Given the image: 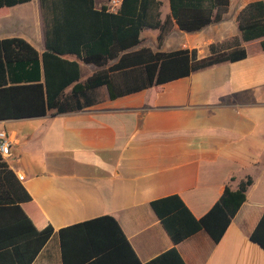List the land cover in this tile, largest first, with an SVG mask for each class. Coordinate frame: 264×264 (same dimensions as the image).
Instances as JSON below:
<instances>
[{
    "label": "crops",
    "instance_id": "1",
    "mask_svg": "<svg viewBox=\"0 0 264 264\" xmlns=\"http://www.w3.org/2000/svg\"><path fill=\"white\" fill-rule=\"evenodd\" d=\"M160 1L162 20L169 7ZM252 1L228 0L218 22L196 31L173 24L158 46L157 29L143 28L132 47L201 58L211 45L222 51L237 43L246 53L240 59L114 99L100 85L77 110L0 119L11 141L2 158L30 197L19 203L31 221L40 214L52 229L30 264H62L58 229L101 215L116 220L140 263L174 247L184 264H264V250L249 239L264 209V49L260 39L242 41L236 23ZM102 5L110 10L107 0H93L94 9ZM12 37L42 52L38 0L0 8V39ZM76 62L80 82L102 68ZM247 176L244 200L216 243L200 229L173 244L149 205L176 194L198 218L224 186L234 189ZM76 254L67 264H79ZM130 262L126 252L93 264Z\"/></svg>",
    "mask_w": 264,
    "mask_h": 264
},
{
    "label": "trees",
    "instance_id": "2",
    "mask_svg": "<svg viewBox=\"0 0 264 264\" xmlns=\"http://www.w3.org/2000/svg\"><path fill=\"white\" fill-rule=\"evenodd\" d=\"M24 1L0 0V8ZM38 2L43 38L40 54L21 38L0 39V119L77 110L100 85L105 86L108 98L114 99L246 54L237 43L222 51L211 45L210 54L201 58H194L186 49H132L143 28L157 29L158 46L173 24L190 32L218 22L228 0H167L169 13L162 20L160 0H120L113 11L106 5L94 9L93 0ZM236 23L242 41L260 39L264 49V0L247 3L236 15ZM76 59L102 68L80 82ZM111 60L114 62L106 66ZM250 183L247 176L234 189L224 186L218 199L198 218L176 194L151 200L149 205L173 244L200 229L216 243ZM29 199L0 156V264H30L51 235L50 225L40 214L41 220L33 222L22 209L19 202ZM58 237L62 264H67L71 252L77 253L79 264L97 263L100 256L126 252L129 264H184L174 247L140 263L111 215L62 227ZM249 239L264 250V209Z\"/></svg>",
    "mask_w": 264,
    "mask_h": 264
},
{
    "label": "built area",
    "instance_id": "3",
    "mask_svg": "<svg viewBox=\"0 0 264 264\" xmlns=\"http://www.w3.org/2000/svg\"><path fill=\"white\" fill-rule=\"evenodd\" d=\"M120 0H107L109 9L113 11L115 7L119 4ZM11 141L6 135L5 131L0 130V156L8 157L10 155V144Z\"/></svg>",
    "mask_w": 264,
    "mask_h": 264
},
{
    "label": "rangeland",
    "instance_id": "4",
    "mask_svg": "<svg viewBox=\"0 0 264 264\" xmlns=\"http://www.w3.org/2000/svg\"><path fill=\"white\" fill-rule=\"evenodd\" d=\"M165 7L167 8V4H166V2H165Z\"/></svg>",
    "mask_w": 264,
    "mask_h": 264
}]
</instances>
